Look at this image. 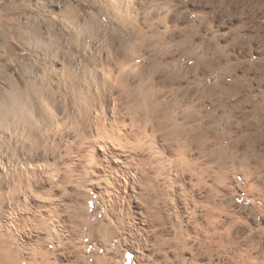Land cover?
Instances as JSON below:
<instances>
[{
	"label": "rangeland",
	"instance_id": "1",
	"mask_svg": "<svg viewBox=\"0 0 264 264\" xmlns=\"http://www.w3.org/2000/svg\"><path fill=\"white\" fill-rule=\"evenodd\" d=\"M229 4L227 0H0V256L8 252L0 264H81V261L85 264H138L137 239L142 238L131 230L135 222L130 220L126 231L116 226L108 199L103 201L97 193L89 191V195L77 183L71 184L65 176L68 169L65 163L74 160L78 167L77 176L73 174L72 178L79 180L77 177L84 175L80 165L84 167L89 159L87 144H79L74 136L79 120L76 111L92 114L106 111L111 115L113 111L128 113L140 109L142 118L145 114L155 118L148 124L147 133L146 125H140L145 133L141 138L149 142L152 135L150 143L155 144L153 148L156 147L157 152L154 156L166 163L167 171L158 174L165 195L164 211L172 218L171 224L166 226L168 231L172 233L177 228L171 201L174 196L185 201L180 206L187 220L192 213L190 198L186 199L191 186L185 187L181 181L188 182L191 178L196 181L200 170L204 169L205 173L209 169L206 175H211L219 167L221 188L216 187V194L211 193L209 185L197 188L204 199L212 194L215 197L211 196L213 204L199 207L200 213L204 215L212 210L210 213L220 221V233L223 236L232 233L243 249L247 245L256 248L253 264L264 262V195H249L244 188L247 182L262 183V179L249 178L254 171V164L247 161L248 155L253 154L245 145L249 140L238 138L239 134L232 128L230 100L218 98L222 93L220 82L212 76L206 79L205 67L185 56L188 52L182 46L184 41L189 43L195 39L198 43L201 38L211 37L209 32L222 27L220 14ZM252 10L254 27L264 29V0H254ZM73 14L78 15V22ZM226 19L223 22L229 26H236L239 21L233 16ZM33 28L37 34H32ZM252 61L255 67L264 64L263 58L255 57ZM84 66L90 68L88 73L92 77ZM64 67L68 69L66 72ZM199 77L204 84L197 82L192 90L191 81ZM261 91L264 92V84ZM139 96L143 99L133 103ZM91 97L104 100L92 102ZM9 111L17 122L21 116L30 114L31 117L40 113L46 116L45 121L39 120L45 128L40 131V144L41 147L47 145L49 151L53 149L51 145L58 143L55 148L60 160L59 171L52 165L53 160L49 164L41 162L36 171L27 165L17 166L12 149L16 146L33 148L36 143L26 138L22 127L15 130L13 119L10 122L3 117ZM243 129L246 134L254 135L252 128ZM51 134L56 143L49 140ZM43 135L51 136L47 137L49 141L42 138ZM141 138L131 142L140 144L142 141L143 144L145 140ZM146 141L138 146L146 148L148 154L147 149L151 148ZM236 142L240 144L230 150ZM231 151L236 154V168H231L229 161L225 162ZM48 154L50 156L51 152ZM213 160L220 161L219 165ZM227 175L234 182L226 179ZM41 180L57 183L53 203L54 208L60 207V218L54 209L49 216L50 212L42 208L49 203L43 200L38 187ZM105 194L102 197L108 198ZM87 195L91 200L88 205L82 202L83 207L79 209L82 218L73 224L72 200H85ZM100 230H104L105 237L97 234ZM193 236L189 238L191 246L179 262L173 251L167 255L149 238L145 239L143 252L152 261L159 259L161 264H194L190 248H197L198 239ZM215 257L216 263L231 264L225 252ZM243 257L236 255L234 264H242ZM207 258L203 264L210 262Z\"/></svg>",
	"mask_w": 264,
	"mask_h": 264
},
{
	"label": "bare ground",
	"instance_id": "2",
	"mask_svg": "<svg viewBox=\"0 0 264 264\" xmlns=\"http://www.w3.org/2000/svg\"><path fill=\"white\" fill-rule=\"evenodd\" d=\"M73 15H74L73 18L75 20H77V22H78L80 20L78 15L77 14H73ZM70 16H72V15H70ZM37 33H38V31L33 28L32 34H37ZM16 34L20 35L19 31L18 32L16 31ZM21 36H22V34H21ZM84 67H85L84 69L86 70V73H88L90 68L87 66H84ZM64 70L66 72V70H68L67 67H64ZM70 72H72V71H70ZM73 73H76V72L74 71ZM82 74L83 73H81V75ZM89 74L90 73H88V75ZM88 75L85 74V76H88ZM155 75H156V73H155ZM73 76L74 75H72V78H73ZM90 76H91V74H90ZM75 78H77V77H75ZM151 78H153V77L151 76ZM155 96L156 95H154L153 97L155 98ZM138 98L139 99L134 98L133 103L140 101V98L143 99V96H141V97L139 96ZM102 100H104V98L91 97L90 101H92V102L98 101V103L100 101V103H101ZM151 103L152 102H150V104ZM25 105H27V104L25 103ZM25 105H24V107H25ZM130 107L131 106H129V108ZM137 107H139V106H137ZM133 109H134V107H133ZM130 110H132V108ZM15 111H16V109H15ZM140 111H141V109H140ZM140 111H133L132 110L131 112H128V113L123 112V111H113L111 115H107L106 111L105 112L103 111L101 113L95 112L93 114H92V112H89V111H79V110L76 111L77 114H75V115L79 118V120H77L76 128H74L76 132H75V135H74V133H73V135L78 138V139L76 138V140H78L79 144H81L83 146H85L87 144L86 149H87V153H88L87 156H89V159H87V163L84 164V167H83V165L82 166L80 165V167L83 168V172H84L85 176L81 175L80 177H77L80 179L77 180L75 178L74 179L75 181L73 180L72 177H73V174H74V176L76 175L75 172L77 171L76 168L78 167V165L74 162V160L73 161L69 160L70 162L65 163L66 166H68V169H67L66 175H65L66 178L70 179L69 182L71 184L75 182L78 185H80L81 187H83L84 190L88 191L89 195L91 193L89 191H93V192L97 193L99 195V197L101 196V198H103V201H104V199H108V203L110 204L109 207L111 208V212H113L112 214L115 215L116 226H118V227H120L126 231L127 225H130V220L135 222L133 227H131V230H132V232L134 231V233L140 235L142 238V239H137L138 243H137V248H136V251H137L136 261L138 264H161V262H162V261L160 262L159 259L152 261V260H150V257L148 255L144 254L143 250L145 247V242H146L145 239L146 238H149V240L155 241L159 245V248L162 251L166 252L167 255H168V253L172 254V251H173L174 257L176 259H178L177 262H179V259L181 258L182 254L185 251H187L188 247L191 246L189 244V242H190L189 238L191 236H193V234H195L196 240L198 239L197 248L193 247V246L190 248L194 253L193 254L194 264H203V261L206 257H208L207 259L210 260V262H208V264H219V263H216L214 261V257L217 254L219 255V253H222V252H225L227 255L230 256L231 264H234L235 256L238 254L244 255V257L242 258V260H243L242 264H253V261L255 260V255H254L253 251L256 250V248H251V247H249V245H247L245 247V249H243L244 246L242 247V245H240V242H238V239L236 240L234 238L235 237L234 235H233V237L231 236L232 233L230 235H227V236L225 235L226 237L223 236L222 233H220L221 232L220 231V225H221L220 221H218L217 216H215L213 214V212H212V214L210 213L212 210L211 211L209 210V213L206 212L207 214H204V215H202L200 213L199 207H204V206L213 204L214 201L211 202V196L213 194L210 197L206 196L207 198L204 199L200 193L199 194L197 193V188L201 189L202 187L209 185L211 193L216 194L215 193L216 191L214 192V190L216 189V187L219 190V186H220L219 184H221V183H219L220 181L218 180V178H219L218 176L222 172V171L219 172V167H217V170L215 169L216 171L214 170L212 172L213 174H211V175H206V173H208L207 171L209 169L204 173V169L200 167V169H203V170H200V172L198 173L199 175L196 174V172H194V174H196V176L198 175L196 181L192 178L189 179L188 182L181 181L182 185H185V187L188 185L191 186L187 189L186 199L189 200L188 198H190L189 205H192V208H191L192 213L190 212L191 214H189L190 216H188L189 220H187L186 214L182 211V207L180 206V204H184L182 202H185V201H183V199L181 200L180 196H179V198L178 197L175 198V196H174L171 201H172L173 206L175 208L174 209L175 213L173 215L175 216V221L177 222V228L174 229L172 233L170 231H168V228L166 226L168 224H171L172 218H171L170 213L164 211V207H163L164 204L162 202L165 201L164 200L165 195H164V192L162 191L163 189L161 190L162 186L159 182L160 180H159V174H158L159 171H161V172L167 171L166 170V163L164 161L156 160L157 158H155V156H154V154L157 153L156 150L154 149L156 147L153 148V146L155 144L153 145V143L151 142L152 143V145H151V143H150V141L152 140V138H151L152 135L149 137L151 139V140H149V142H147L145 140L146 138L145 139L141 138L142 136L145 137V133L148 132L147 131L148 124L149 123L151 124L155 118L152 114H145L144 117L142 118L140 113H139ZM134 112H136V113H134ZM150 112H152V111H150ZM13 113H14V110H13ZM15 114L17 115V112H15ZM128 115L130 117H128ZM69 116H72V115L69 114ZM3 117H5L10 122L12 121V119L14 120L13 114L10 111L4 113ZM52 117L56 118L55 116H52ZM110 117L112 118L111 120L109 119ZM30 118H31V120H30ZM18 120H19L18 122L16 120H14V122L12 121L15 130L19 129V127H22V130L24 131L26 138L35 141L36 145L33 146V148H30V147L27 148L26 146H20L21 148H18L16 146L14 149H12V151H13L12 155L17 157V166H21L22 164L27 165L29 169H33V171H36L37 168H40L38 164H40L41 162L49 164L50 161L53 160L52 165L54 166V168L57 171H59L58 165L60 163V160H59L57 150L55 148L56 144L58 145V143H56L55 138H54L55 133L51 134V136L53 135L52 136L53 138L51 136H49L51 138H49L48 136L45 137V135L42 136V138L45 137L47 141L50 140V141H53L54 143H56L54 147H52V145L50 146L51 148H53L51 150L49 149V151L51 152V155L49 156V154H48L49 151H48L47 145H44V147L43 146L41 147L42 142L40 141V137H41V132L44 131V130L42 131V128L44 125L41 127L39 120L45 121L46 116H44V114L40 113V114H36L35 116L31 117V114H30V115H27L25 117L21 116V118H18ZM54 120L56 121V119H54ZM30 121H32V122L30 123ZM50 122H49V124H50ZM74 122H75V120H74ZM56 123H58V117H57ZM56 123L54 122V124H56ZM141 124L146 125V127H144L145 133H143L142 126H140ZM155 127H157V126H155ZM155 127H154V129H156ZM149 128H151V127H149ZM43 129H45V128H43ZM151 129H153V127ZM154 131H156V130H154ZM154 131H153V133H154ZM14 134H12V135L14 136ZM67 135H68V133H67ZM153 135H155V134H153ZM47 137L49 138V140L47 139ZM55 137H56V135H55ZM1 138H3V136H1ZM64 138H66V137H64ZM140 138H141V140L144 139L146 141V144L147 143L150 144V145L147 144L151 148L150 151H149V149H147L149 152L148 154L145 153L146 148H145V150H143L144 148L142 149L141 147L138 146V145H144V142H145L144 140H143L144 141L143 144H141L142 141L140 142V144H133L136 141H140ZM44 139L42 141H44ZM56 140H58V139H56ZM132 140H134L133 143L131 142ZM155 141H153V142L155 143ZM13 142H14V140H13ZM11 144H13V143H11ZM60 144L61 143H59V145ZM75 144H76V142H75ZM1 145H3V144H1ZM48 146H49V144H48ZM156 146H157V144H156ZM235 148H236V144H233L232 149H230V150L233 151V150H235ZM183 150H185V149L183 148ZM232 151L230 152L231 153V155H229L230 157H227L229 159L225 160V162L229 161L231 164V168H236V164H235L236 163V154H235V152H232ZM216 157H218V156H216ZM199 162H197L196 164H198ZM219 162H214V160H213L214 164L218 163V165H219ZM167 165H169V164H167ZM210 166H211V164H210ZM214 167L215 166H213V169H214ZM254 173H256V172H254ZM163 174H161V175L163 176ZM194 174L191 173V177ZM225 174H227V173H224V175ZM196 176H195V178H196ZM207 176L210 178V180H207V178H206ZM252 176H253V174H252ZM225 178H226V176H225ZM226 179H230V177L227 175ZM226 179H225V182L227 181ZM231 179H230V181L234 182V180L232 181ZM19 183L22 184L23 182L19 181ZM259 185L263 186L264 180H262V183H257V184H254L253 182H247V184L244 186V188H245V191L249 195L255 196V194H256V193L254 194L255 189ZM57 186H58L57 183L50 182V181H44V180L43 181L41 180L40 184L38 185V187L40 188L41 195L43 194V197L45 198L43 200L44 201L46 200L49 203L47 205H46V203L43 204L42 208L46 212H50L48 214L49 216L52 213V209H54L56 211L57 218H60L59 217L61 214L60 207L58 205H56L57 208H54L55 202L53 203V198L55 196V190H56ZM220 188H221V186H220ZM25 190H27V189L25 188ZM172 191H173V189H172ZM1 193H2V191H1ZM70 193H72V192H70ZM105 193L107 195H109L108 198L102 197V196H104ZM166 193H168V192L166 191ZM89 195H87V197H84L85 200L73 198V200H72V208H73V212H74L73 219L75 217V219H74L75 221L73 220V222H74L73 224H76V222L79 221L81 215H83V214H81L79 209L82 206V204L84 203V201H85V204L88 205V201L91 200V197ZM213 197H214V195H213ZM111 205H112V207H111ZM81 211H82V209H81ZM83 211H84V209H83ZM213 211H214V209H213ZM215 211H217V209ZM70 221H72V220H70ZM232 226L234 227L233 223H232ZM229 231H231V230H229ZM116 233H118V232H116ZM97 234L100 235L101 237H105L104 230L97 231ZM193 237H191V238L193 239ZM192 245H194V244H192ZM6 256H8V252L5 253L4 257H2V255L0 256V262L4 261L3 258H5ZM1 259H3V260L1 261ZM215 259H216V257H215ZM221 260H222V258H221ZM263 263L264 262L261 261L258 264H263ZM81 264H85V263L81 261ZM164 264H170V262L169 263L165 262Z\"/></svg>",
	"mask_w": 264,
	"mask_h": 264
},
{
	"label": "crops",
	"instance_id": "3",
	"mask_svg": "<svg viewBox=\"0 0 264 264\" xmlns=\"http://www.w3.org/2000/svg\"><path fill=\"white\" fill-rule=\"evenodd\" d=\"M227 1L230 4L220 14L222 27L209 30V38H201L198 43L195 39L189 43L184 41L182 46L188 52L185 56L196 59L200 67H205L206 79L212 76L220 82L222 93L218 98L230 100L232 128L236 129L238 138L246 137L249 140L245 145L248 151H253L247 157V161L254 164L253 176L250 174L249 178L252 176L255 181H260L264 180V92L261 91L264 84V64L255 67L252 60L255 57L264 59V29L254 27V0ZM230 16L239 20L236 26L223 22ZM197 82H203L202 78L191 81L192 90ZM246 127L253 129V136L245 133L243 128ZM234 144L237 146L240 143ZM255 193L264 195V185L257 186ZM10 254L13 260L14 254Z\"/></svg>",
	"mask_w": 264,
	"mask_h": 264
}]
</instances>
